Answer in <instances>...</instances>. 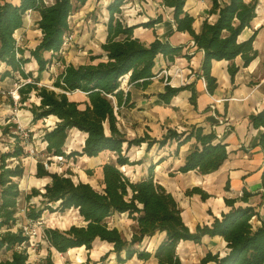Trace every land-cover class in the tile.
Returning a JSON list of instances; mask_svg holds the SVG:
<instances>
[{
    "label": "trees",
    "instance_id": "16d2710c",
    "mask_svg": "<svg viewBox=\"0 0 264 264\" xmlns=\"http://www.w3.org/2000/svg\"><path fill=\"white\" fill-rule=\"evenodd\" d=\"M74 1L55 0L52 5H44L42 0H20L19 5H14L9 1L0 0V61L11 66L24 80H29L17 88L19 102H30L29 107H23L30 112L29 124L34 125L51 116L56 117L52 126L41 129L39 135L41 142L46 143L45 153L48 156L94 158L103 151H111L116 155V159L101 166L100 190L89 182H74L70 176L51 172L44 166V162L38 159L34 177L48 178L47 182L42 189L32 188L29 193L23 195L18 180L25 174L22 163V157H25V136L14 121L6 120L4 124L0 123V138L12 140L6 144V150L0 148V264H53L48 258L46 263L29 262L27 247L30 236L19 224L18 215L22 197L26 203L24 217L30 221H38L46 211H78L83 224L71 225L66 229L45 227L42 231V241L47 244L48 249L53 248L59 253L82 246L90 251L98 240L112 246L109 252L116 255L119 264L133 256L147 260L152 254L138 246L145 237L164 233V239L155 249L153 256L158 264H183L176 251L178 243L187 240L199 243L203 236L208 235L219 236L224 240L225 254L208 252L196 264H264V222L255 226L252 222V217L256 215L254 208L250 205L235 204L238 200L248 202L251 196L248 191L243 190L239 198H224L229 210L223 212L220 217H214L210 224L197 225L192 232L183 220V210L176 198L155 181L153 164L149 165L147 176L136 181H132L121 170V167L126 165L141 164V160H130L126 153L132 146H140L142 143H146L149 149L154 144L162 147L175 141L179 149L194 139L183 164L177 169L181 173L196 171L201 175L211 174L218 171L228 159L227 145L218 139L215 132L206 133L202 127L192 125L182 132L167 129L161 139L152 138L147 133L142 137L128 139L117 125L119 110L134 105L130 91L120 88L119 78L129 74L128 83L145 88L155 76L153 68L157 55L161 54L168 61H173L175 57L182 55L184 46H173L168 41L162 42L159 39L148 45L136 38L117 39L120 34L129 35L133 27L121 26L113 20L112 14L119 11L124 1L114 0L107 7L111 15L107 24V40L101 46L107 60L78 67L68 66L55 82V85L65 92H56L45 85H38V77H33L31 71L22 67L21 59L15 57L13 34L22 26L23 13L32 9L38 10L41 15L38 25L43 32V38L32 51L41 71L47 62L42 52H58L62 46L64 34L68 29L67 17L73 9ZM185 2L186 0H162V5L172 9L176 31L187 32L192 38L193 46L203 52L200 76L204 78L207 90L212 94L217 87L216 78L211 74L213 60L231 61L227 69L233 82L240 69L233 60L239 56L242 66L247 67L258 56L253 47L258 29L253 30L248 38L238 40L245 29L251 28V22L257 15L258 2L211 0L207 16L203 18L198 32L193 26L196 18L184 9ZM212 17L213 19H210ZM160 20L159 15L143 25L151 27ZM185 56L189 58L188 54ZM75 90L83 92L85 100L70 99L66 91ZM183 90L191 91L190 102L195 105L196 91L193 83L178 87L165 84L164 91L158 93V98L164 103H169ZM32 97L36 100H31ZM249 119L255 128L264 127V110L251 114ZM74 129L85 134V137L80 150L66 153L64 146L69 139V132ZM28 136H32V132H29ZM124 145L126 146L123 149ZM258 145L264 151V132L260 135ZM10 160L16 162L12 163ZM87 174L91 175V171L87 170ZM225 189L229 190L228 184ZM195 194L203 201L211 196L199 186L185 191L188 197ZM33 198H38V205L31 202ZM261 202H264V190L261 193ZM123 213L135 222L129 240L107 222L114 214ZM109 252L91 264L101 263Z\"/></svg>",
    "mask_w": 264,
    "mask_h": 264
},
{
    "label": "crops",
    "instance_id": "0c3cea01",
    "mask_svg": "<svg viewBox=\"0 0 264 264\" xmlns=\"http://www.w3.org/2000/svg\"><path fill=\"white\" fill-rule=\"evenodd\" d=\"M112 1L114 0H87L83 9L90 11L97 4L102 3L104 11L108 12L107 7ZM124 1H130L129 3L133 5V8L131 7L130 9L133 13L128 19V26L133 27V38H137L145 44H150L155 39H159L162 42L168 41L173 46L182 45L184 46V51L182 50L184 53L179 58L175 57L173 61H168L161 54L157 55L153 68L155 76L151 79V82L145 88L132 84L129 85L127 90L130 91L131 102L134 105L133 107H122L119 110L117 114L119 128V123H121L124 126V132L129 127L128 130H130V133L134 132L141 136L142 132H145L152 138L161 139L167 129L182 132L190 126L195 125L202 127L206 133L211 131L215 132L218 139L227 145L229 154L228 159L221 168L211 174L201 175L196 171L181 173L177 169L183 164L187 152L194 143V139L183 144L179 149H177V143L175 141L168 142L162 147L154 144L149 149H147L146 143H142L140 146H137L139 149L138 152L140 154V150L145 149L144 153L145 156L147 155V162H145L146 164L144 166L142 164L144 156L137 157L136 160H141V164L134 166L139 167L142 165L139 167L138 174L140 177L138 180L147 176L148 167L150 164H153L155 181L163 185L175 198L184 197L185 191L194 186H199L210 194L211 196L205 201L201 200L200 196L196 194L189 197L199 202V225L210 224L214 217H220L223 212L229 210V207L224 202V198H239L242 196L243 190H246L251 194L248 202L238 200L235 204L252 206L256 213L252 217V222L255 226L261 225L264 222V202H261V193L264 190L262 189L264 151L258 145V141L261 133L264 132V127L255 128L249 116L264 110V18L259 19L256 15L251 22V28L254 26L253 30L258 29V33L253 42V47L257 50L258 56L247 67L242 66V61L239 56L233 60L236 65L240 66L233 82L227 69L231 61H212L211 74L216 78L217 87L210 94L206 87V81L200 76L203 52L193 46L192 38L187 32L176 31L172 9L162 5V0ZM223 1L226 2L228 0ZM257 2L258 9L261 7L260 3H264V0H257ZM207 3L205 2L204 5H201L199 2V20L198 17H195L196 20L193 24L196 32L200 30L202 20L207 16L211 0H207ZM193 4L194 2L191 0H186L184 7L191 15L194 14L193 11L198 9ZM136 9L142 14L135 13ZM262 10H264V6H262ZM256 13L258 14V10H256ZM159 15L161 16V20L153 24V26L145 27L143 25L150 19L157 18ZM34 16L37 18L36 13H34ZM210 19H213V17ZM102 22V26L98 29L101 44L106 40L108 34L107 27L104 21ZM251 28L245 29L238 40L241 41L248 38L252 32L247 36H244V34L247 30L251 31ZM188 50L191 52L189 53ZM186 54L189 55V58L185 56ZM172 63L176 64V66L174 64L172 66L174 67V71L175 67L179 68L177 71L179 73L173 79L176 84H172L171 86H180L181 81L178 75L183 80H186V84L193 83L196 91L195 105L190 102L191 91L189 90L179 92L169 103H164L158 98V93L164 91L165 84L157 77V74L160 69L169 64L172 65ZM0 64L4 63L0 61ZM5 66L7 65L5 64ZM172 72L173 70L170 69L171 74ZM7 75L3 73L2 77ZM28 113L30 116L29 119H31L30 112L28 111ZM50 118L56 117L51 116ZM132 124H135V126ZM80 136L84 140L85 134L82 133ZM144 146L146 147L144 148ZM153 148H155L153 155H149ZM106 152L109 153L111 151H103L98 157ZM226 184H228L229 190L225 189ZM185 197L188 198L186 195ZM181 206L186 210L184 205ZM120 215H125V213ZM128 220L135 225L133 220L129 218ZM185 224L192 232L195 230L197 224L194 222L193 214L188 215ZM164 236V233H156L151 237H145L140 246H138V248L144 249L152 254L149 259L143 260L137 258V256H133L121 264H158L153 254L157 246L164 239ZM98 242L100 243L101 241ZM105 244L104 246L109 245V249L107 250L109 252L112 246L107 243ZM196 246L199 248V256L192 250ZM176 251L183 264H196L208 252L224 255L226 248L225 242L221 237L205 235L199 243L188 240L180 241ZM97 254L99 255L100 251ZM105 254L99 256L102 257ZM109 254L112 253L109 252ZM97 261H92L90 257L87 258V263L89 264Z\"/></svg>",
    "mask_w": 264,
    "mask_h": 264
},
{
    "label": "rangeland",
    "instance_id": "374dc122",
    "mask_svg": "<svg viewBox=\"0 0 264 264\" xmlns=\"http://www.w3.org/2000/svg\"><path fill=\"white\" fill-rule=\"evenodd\" d=\"M9 1L14 5H19L20 0H5ZM87 0L80 2L75 0L73 2V9L69 16L67 17L68 29L64 34L63 42L60 50L58 52L43 51L42 56L47 61L43 70H39V65L37 60L32 56V51L36 46L41 42L43 38V32L38 25V22L41 19L40 12L38 10L28 9L23 13L22 16V26L14 31L13 37L15 40V57L21 59L22 67L26 71H31L33 77H38L40 80L38 85H45L50 89L55 90L56 92H65L61 87H57L55 82L58 80L59 76L64 74L68 66L78 67L84 64H96L100 61H106L107 55L102 49L101 39L99 36V28L102 26V21L107 27L110 18V12H105L103 4H97L92 10L83 9V6ZM155 1V0H154ZM194 2L193 6L198 7L196 11H193L194 17H198L199 20V2L201 5H204L207 0H191ZM44 5H52L55 0H42ZM130 2V1H129ZM123 1L119 7V11L113 13V20L120 23L121 26H128V19L133 13L131 3ZM191 4V3H189ZM208 4V3H207ZM192 6V7H193ZM257 17L259 19L264 18V10L262 6L264 3H260ZM191 7V6H188ZM108 10V9H107ZM34 13L37 14V18L34 16ZM137 14H142L136 9ZM254 26H252L251 31L247 30L244 36L251 34ZM133 29L129 35L120 34L117 36V39L124 38H133ZM243 36V37H244ZM137 39V38H136ZM107 40V38H106ZM106 40L102 43H105ZM145 44V43H144ZM148 45V44H146ZM184 51V50H183ZM182 51V53H184ZM187 52V51H186ZM190 53L191 51L188 50ZM101 56V58H98ZM179 58V56L177 57ZM4 63V62H3ZM175 63L172 65H167L166 67L160 69L157 74V77L161 81L165 82V77L162 76L161 71L164 69H172V76L168 77L167 81H171V84H176L173 81L176 78L177 71L179 68L174 67ZM183 68V67H181ZM8 72L10 73L7 76L2 74ZM124 78V79H123ZM129 74H125L119 78L120 88L124 91H127L130 83H128ZM29 80H24L21 78L20 74L17 71H13L11 66H5L0 64V123L4 124L5 121H14L21 128L25 140H23V145L25 149V157H22V163L25 167L24 177L19 182V188L23 192V195L29 193L32 188L42 189L43 185L46 183L48 178L37 179L34 177L35 173V164L36 161L41 159L44 162V166L51 172L63 173L67 176H70L74 182L79 180L89 182L97 190L102 188L101 179H102V169L101 166L106 162H114L116 155L113 152H106L100 157L87 158L82 157H68V158H59L48 156L45 153V143L41 142L40 134L41 129L52 126V123L56 121V118H46L45 120H40L34 125H30V116L27 109L23 107H29V101L21 104L19 102V95L15 93L19 85L23 82ZM181 82L180 85L186 84V81ZM184 83V84H183ZM4 92V94L2 93ZM66 94L70 99L83 101L85 95L80 90L75 91H66ZM18 96V99H15ZM31 100H36L35 97H32ZM126 119V118H125ZM118 125V124H117ZM120 130L124 132L123 124L119 123ZM135 126V124H132ZM119 127V126H118ZM124 132L125 136L128 139L134 137H142L145 132H142V135L139 136L136 133H130V130ZM134 130V129H133ZM29 132H32V136H28ZM68 140L64 146L66 153H69L72 150H80L81 144L83 143V137L80 134L75 133L73 130L69 132ZM12 140H9L6 137L0 138V148L3 150L7 149L6 144L11 143ZM146 146H144L145 148ZM125 145L123 146V149ZM137 146H132L126 153L130 160L137 161V157H143V165L147 162V155L145 156V149L138 152ZM155 148H153L149 155H153ZM153 157V156H152ZM10 162H16L15 160H10ZM132 166V167H131ZM126 165L121 167V170L127 174L132 181L138 180L139 176V167L134 165ZM125 169V170H124ZM87 170L91 171V175L87 174ZM174 176V174H172ZM188 181V180H187ZM191 183V182H190ZM185 197V195H184ZM177 197L179 206L182 208L183 219L187 222V217L190 214H193L194 222L199 225V202L195 199ZM31 202H35L38 205V198H33ZM182 203V204H181ZM181 205H184L183 208ZM26 203L22 197L19 204V224L21 226H27L28 230L31 231L30 243L27 247L29 254V262L31 263H46V259H50L53 264H88L87 258L90 257L92 261H97L101 256L107 252L109 246H102L98 241L93 244V248L90 251L86 249L77 250V251H68L66 253H59L55 249H48V246L45 242L42 241V231L45 227H57L59 229H66L71 225H81L83 224L82 218L79 216L76 209H69L64 212L55 211L52 213L44 212L42 217L37 222H29L24 217V210ZM109 226L116 227L121 235L129 240L131 233L135 225L128 220L127 215L114 214L113 216L107 219ZM99 248V249H98ZM199 248L193 247L192 250L199 256ZM93 250L100 254H94ZM94 254H92V253ZM98 255V256H95ZM194 258H196L194 256ZM83 261V262H82ZM98 264H119L115 259V254H109L101 263Z\"/></svg>",
    "mask_w": 264,
    "mask_h": 264
},
{
    "label": "built area",
    "instance_id": "2783aa9c",
    "mask_svg": "<svg viewBox=\"0 0 264 264\" xmlns=\"http://www.w3.org/2000/svg\"><path fill=\"white\" fill-rule=\"evenodd\" d=\"M161 74H163L162 76H164L165 77V82H164V84H168V85H172L171 84V81H167V79H168V77L170 76H172L171 75V73H170V70H168V69H164V70H162L161 71ZM179 77V79H180V81L181 82H184L183 81V78L180 76V75H178ZM186 81V80H185ZM184 84V83H183ZM3 94H4V92H2ZM15 93H17V90H16V92ZM15 99H18V96L15 98ZM45 146H46V143H45ZM30 223L31 222H37V221H30V220H28ZM24 227V230L27 232V234L29 235V236H31L32 234H31V231H29L28 230V228H27V226H23Z\"/></svg>",
    "mask_w": 264,
    "mask_h": 264
},
{
    "label": "bare ground",
    "instance_id": "6f19581e",
    "mask_svg": "<svg viewBox=\"0 0 264 264\" xmlns=\"http://www.w3.org/2000/svg\"><path fill=\"white\" fill-rule=\"evenodd\" d=\"M123 79H124V78H123ZM74 132L77 133V134L82 135V133L79 132L78 130H75V129H74ZM100 243H101L102 246L106 245V244H105L106 242H100ZM107 244H108V243H107ZM108 246H109V245H108ZM82 249H84V246H82V247H77V248H71V249H69V251H77V250H82ZM98 249H99V248H98ZM93 253H94V254H97V252H96L95 250H93Z\"/></svg>",
    "mask_w": 264,
    "mask_h": 264
}]
</instances>
